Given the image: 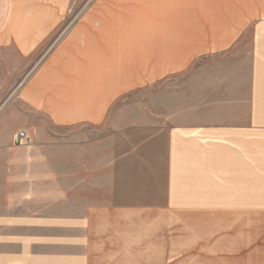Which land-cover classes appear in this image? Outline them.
Segmentation results:
<instances>
[{"label":"crops","instance_id":"obj_1","mask_svg":"<svg viewBox=\"0 0 264 264\" xmlns=\"http://www.w3.org/2000/svg\"><path fill=\"white\" fill-rule=\"evenodd\" d=\"M153 87L156 108L133 110ZM11 94L0 264H94L98 238L126 243L116 226L138 215L190 264L264 263L258 240L239 248V178L258 184L239 174V141H264V0H0V106ZM30 115L110 129L73 139ZM131 246L110 264H148Z\"/></svg>","mask_w":264,"mask_h":264},{"label":"rangeland","instance_id":"obj_2","mask_svg":"<svg viewBox=\"0 0 264 264\" xmlns=\"http://www.w3.org/2000/svg\"><path fill=\"white\" fill-rule=\"evenodd\" d=\"M158 88L153 87L142 91L140 93H136L130 97L132 101V109H136V105L138 102H146L153 109L156 108L157 99L161 97L159 95ZM14 95H9L5 98V101L0 106V113L3 110L9 109L11 105H13ZM14 98V99H13ZM151 111V109H149ZM26 111V110H25ZM149 111V112H150ZM137 116L140 115V111H136ZM28 114V112H27ZM30 114V113H29ZM249 111L241 110L239 111V115L247 117ZM261 117H264V112H261ZM31 120H33L36 124H38L41 128H46L51 134H62L63 136L71 135L74 139L76 137H84L88 140H93L100 133H108V126L101 127H57L52 125L45 118H38L31 116ZM264 133V132H262ZM140 137V136H139ZM246 137V136H243ZM264 137V136H259ZM239 174H243L244 177L249 179L258 181V184H247L244 178H239V196H241L239 202V248L246 244V241L258 240V245L261 246V250H264V200H258V198L262 197L264 199V141H239ZM254 190V191H252ZM255 199H248L249 197ZM93 201H84V209H87V206ZM96 204H99V207L104 208V206L108 203V201H94ZM99 221L98 225L102 229L105 226V230L102 233H107V223H104L105 219H108V215L97 214ZM136 219H133L131 222H120V226H116V233L118 231L127 229L131 227L130 237L126 239V243H124V239L122 237H114L108 236L105 234L101 236L99 239V249L98 254H94L93 262H99V264H110V262L114 260V258L118 257L119 249H123L124 245L126 247L131 246L132 248V257H147L148 264H164L168 262H188L187 258L194 257L193 254L180 253L178 251L179 247H173L175 243H177L180 239L175 237H164L161 239L156 237L157 227L154 222L148 221H140V216H134ZM112 228H115V225H111ZM113 231V230H112ZM147 236L144 237V234ZM166 234H171L168 232ZM183 239V238H181ZM186 239V238H184ZM120 242V243H119ZM147 243V244H146ZM145 245L148 249L147 255L145 253H141L139 255V250H144ZM163 247V251L167 253H160V247ZM137 252V253H135ZM140 258V259H141ZM190 262V261H189ZM188 262V263H189ZM190 264V263H189ZM264 264V263H262Z\"/></svg>","mask_w":264,"mask_h":264},{"label":"built area","instance_id":"obj_3","mask_svg":"<svg viewBox=\"0 0 264 264\" xmlns=\"http://www.w3.org/2000/svg\"><path fill=\"white\" fill-rule=\"evenodd\" d=\"M14 142L17 146H24V145H28L31 141H30V137L26 132H20L15 135Z\"/></svg>","mask_w":264,"mask_h":264}]
</instances>
